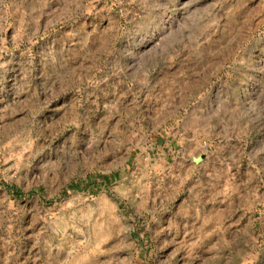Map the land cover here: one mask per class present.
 Wrapping results in <instances>:
<instances>
[{"label": "rangeland", "instance_id": "1", "mask_svg": "<svg viewBox=\"0 0 264 264\" xmlns=\"http://www.w3.org/2000/svg\"><path fill=\"white\" fill-rule=\"evenodd\" d=\"M0 264H264V0H0Z\"/></svg>", "mask_w": 264, "mask_h": 264}, {"label": "trees", "instance_id": "2", "mask_svg": "<svg viewBox=\"0 0 264 264\" xmlns=\"http://www.w3.org/2000/svg\"><path fill=\"white\" fill-rule=\"evenodd\" d=\"M104 180H105V182H107L109 179L108 178H105Z\"/></svg>", "mask_w": 264, "mask_h": 264}]
</instances>
